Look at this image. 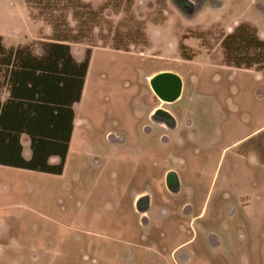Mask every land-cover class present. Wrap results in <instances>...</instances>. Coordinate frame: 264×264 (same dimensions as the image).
Masks as SVG:
<instances>
[{"label": "rangeland", "instance_id": "rangeland-1", "mask_svg": "<svg viewBox=\"0 0 264 264\" xmlns=\"http://www.w3.org/2000/svg\"><path fill=\"white\" fill-rule=\"evenodd\" d=\"M28 1L0 0L7 43L40 54L59 19L92 57L63 174L0 166V264H264V70L222 45L241 22L264 40V0H81L80 25L74 0Z\"/></svg>", "mask_w": 264, "mask_h": 264}, {"label": "trees", "instance_id": "trees-1", "mask_svg": "<svg viewBox=\"0 0 264 264\" xmlns=\"http://www.w3.org/2000/svg\"><path fill=\"white\" fill-rule=\"evenodd\" d=\"M60 2L32 0L44 11L54 10ZM73 2L84 7L76 11L79 25L85 22L84 12L96 14L89 4ZM50 20L54 39L43 43L40 54L27 45L8 48L0 36V166L61 175L74 131V105L81 101L92 51L87 49L84 59L77 61L70 42L83 36L71 38L62 29V20ZM222 45L227 66L264 70V40L253 25L239 24ZM5 90L8 94L2 99ZM23 135L29 139V158L23 156ZM52 157L59 163L52 164Z\"/></svg>", "mask_w": 264, "mask_h": 264}, {"label": "water", "instance_id": "water-1", "mask_svg": "<svg viewBox=\"0 0 264 264\" xmlns=\"http://www.w3.org/2000/svg\"><path fill=\"white\" fill-rule=\"evenodd\" d=\"M151 86L162 100L174 101L181 94L183 82L174 72H162L151 79Z\"/></svg>", "mask_w": 264, "mask_h": 264}, {"label": "crops", "instance_id": "crops-1", "mask_svg": "<svg viewBox=\"0 0 264 264\" xmlns=\"http://www.w3.org/2000/svg\"><path fill=\"white\" fill-rule=\"evenodd\" d=\"M249 22H251V21H249ZM242 23V22H241ZM241 23H239V24H241ZM244 23V22H243ZM239 24H237L236 26H238ZM259 33V32H258ZM2 35V40H3V43H4V45L6 46V47H17V46H22V45H25V44H27V42L26 43H24V44H9V43H7V41H6V38H5V36L3 35V34H1ZM72 53H73V56L75 57V59L77 60V61H82L83 59H79L78 58V56L74 53V50H73V48H72ZM79 54H81V53H79ZM165 70H170V69H165ZM165 70H159V71H157V72H155V73H153L151 76H150V79H152L156 74H158L159 72H161V71H165ZM7 94H8V92L5 90L4 92H3V94H2V99H5L6 97H7ZM78 105H79V102L78 103H76L75 105H74V110H75V125H74V131H73V135H72V139H71V143H72V140H73V137H74V135H75V132H76V128H77V126H78V124H79V116H78ZM153 111H154V109H152L151 110V113H153ZM21 142H22V147H23V156L25 157V158H29V156H30V148H29V139H28V137L26 136V135H23L22 137H21ZM70 147H71V144H70ZM69 151H70V149H69ZM51 159H53V157L51 158Z\"/></svg>", "mask_w": 264, "mask_h": 264}, {"label": "flooded vegetation", "instance_id": "flooded-vegetation-1", "mask_svg": "<svg viewBox=\"0 0 264 264\" xmlns=\"http://www.w3.org/2000/svg\"><path fill=\"white\" fill-rule=\"evenodd\" d=\"M169 190L172 192V191H177L179 189V182H178V179H175L174 181H169V186H168ZM138 206H139V210L141 212H147V210L149 209L150 207V201L148 198H145V197H142L141 199L138 200ZM144 221V223H146L148 220H142ZM148 223V222H147ZM146 223V224H147ZM215 238V239H214ZM210 239H214L216 240V237L214 236H211Z\"/></svg>", "mask_w": 264, "mask_h": 264}]
</instances>
